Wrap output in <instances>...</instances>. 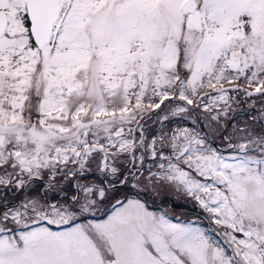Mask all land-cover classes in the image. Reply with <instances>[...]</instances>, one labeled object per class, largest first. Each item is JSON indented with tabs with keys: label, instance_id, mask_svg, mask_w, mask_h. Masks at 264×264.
I'll return each mask as SVG.
<instances>
[{
	"label": "snow or ice",
	"instance_id": "1",
	"mask_svg": "<svg viewBox=\"0 0 264 264\" xmlns=\"http://www.w3.org/2000/svg\"><path fill=\"white\" fill-rule=\"evenodd\" d=\"M0 264H264V0H0Z\"/></svg>",
	"mask_w": 264,
	"mask_h": 264
},
{
	"label": "rangeland",
	"instance_id": "2",
	"mask_svg": "<svg viewBox=\"0 0 264 264\" xmlns=\"http://www.w3.org/2000/svg\"><path fill=\"white\" fill-rule=\"evenodd\" d=\"M237 110H243L247 112V104H241ZM241 118L246 119L247 115L238 117V119H241ZM168 196H170V198H167ZM182 196L183 194L181 193L172 192V191H168L167 189H165L162 195L155 197V204L156 206H162V207L168 208L174 216H181V218L194 219L195 217L192 215L194 211L193 205L187 200H185V202L182 201L183 199ZM149 203L150 204L152 203V199H149ZM184 203L186 204V206Z\"/></svg>",
	"mask_w": 264,
	"mask_h": 264
},
{
	"label": "flooded vegetation",
	"instance_id": "3",
	"mask_svg": "<svg viewBox=\"0 0 264 264\" xmlns=\"http://www.w3.org/2000/svg\"><path fill=\"white\" fill-rule=\"evenodd\" d=\"M217 143H219V141H217ZM124 191H127V189H123V188H122L120 194H123ZM170 194H171V193H170ZM167 198H170V196H168ZM182 198H183L182 201L185 202L186 198H185L184 196H182ZM184 204H185V203H184ZM185 206H186V204H185ZM187 207H188V206H187ZM188 208H189V207H188ZM184 209H185V207H184Z\"/></svg>",
	"mask_w": 264,
	"mask_h": 264
},
{
	"label": "water",
	"instance_id": "4",
	"mask_svg": "<svg viewBox=\"0 0 264 264\" xmlns=\"http://www.w3.org/2000/svg\"><path fill=\"white\" fill-rule=\"evenodd\" d=\"M238 112H245V111H243V110H237Z\"/></svg>",
	"mask_w": 264,
	"mask_h": 264
}]
</instances>
